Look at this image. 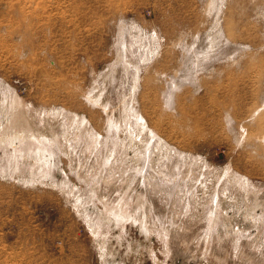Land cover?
I'll return each instance as SVG.
<instances>
[{"label":"rangeland","instance_id":"374dc122","mask_svg":"<svg viewBox=\"0 0 264 264\" xmlns=\"http://www.w3.org/2000/svg\"><path fill=\"white\" fill-rule=\"evenodd\" d=\"M118 46L138 79L131 62L104 86ZM259 58L264 0H0V121L17 96L79 137L73 158L0 141V264H264V137L243 126L264 109V81L257 94L233 84ZM98 83L121 114L113 134L84 96Z\"/></svg>","mask_w":264,"mask_h":264},{"label":"bare ground","instance_id":"6f19581e","mask_svg":"<svg viewBox=\"0 0 264 264\" xmlns=\"http://www.w3.org/2000/svg\"><path fill=\"white\" fill-rule=\"evenodd\" d=\"M214 27V26H213ZM215 27H216V24H215ZM119 29H120V26H119ZM215 29V28H214ZM213 30V29H212ZM216 30V29H215ZM211 31V30H210ZM214 32H217V31H214ZM213 32V33H214ZM122 33V30H120V35ZM208 34V33H207ZM217 34V33H216ZM215 34V35H216ZM122 36V35H121ZM210 37V35H207V37ZM212 36V35H211ZM208 37V38H209ZM121 38V37H120ZM211 38H214V37H211ZM257 38V37H256ZM216 39H217V36H216ZM215 39V40H216ZM254 39V38H253ZM213 41L211 39V41L209 42L213 44ZM215 42V41H214ZM121 43H124V42H121ZM206 43V41H205ZM257 43V42H256ZM215 44V43H214ZM123 45V44H121ZM203 45V43H202ZM122 47V46H121ZM203 48V47H202ZM123 49V48H122ZM122 49L118 46L117 47V55L115 56V59L114 61H112L110 63V65L108 66V70L107 72H104L102 73L103 77L101 79V84H103L105 86L106 83H109V80L113 79L115 76L113 75L112 76V72L116 74L117 71V66H123L124 69H127L128 68V64L130 63L131 65V62H133L134 64V72H135V78L138 79V68H139V61L137 60L136 61H132V59H130V57L128 55H126V51L125 54L124 52L122 51ZM125 56H124V55ZM144 57H142L140 60H143ZM250 59H251V56H250ZM252 61H254V59H251ZM246 63V62H244ZM243 63V65H244ZM258 65L252 63L253 65L250 66L248 65L247 68L245 67H242L241 71L243 73L242 78L239 79V81L235 80L234 81V86H239V85H243L244 88H252L254 89L255 93L257 94L259 92V88H260V85L262 83V81H264V59L263 58H259L258 62H256ZM250 67V68H249ZM120 68V67H118ZM251 68H257L256 70V74H253V79L250 80L249 78L252 76V75H249L248 74V70L250 71ZM123 70V69H122ZM253 70V69H252ZM255 70V69H254ZM126 71V70H125ZM121 72V71H120ZM247 76V77H245ZM134 78V77H133ZM99 79V78H98ZM103 80V81H102ZM234 80V79H233ZM138 81V80H137ZM138 83V82H136ZM99 85V83H98ZM102 86V87H104ZM137 86V84L134 85V88ZM100 87V85H99ZM97 90H93L91 89V91L85 93V98L88 102H90L92 105L96 106V108H99V111L100 113L101 112H104L105 115H106V125H105V130H106V134L108 132H111V134H113L114 132H116L120 127H121V124H120V121H121V114L119 116H116V113H114V109L112 108L111 104H110V101L107 97L104 96V91L105 89H102L101 87ZM96 88V87H95ZM133 88V87H132ZM234 88V87H233ZM102 89V91H101ZM238 90V89H237ZM252 90V89H251ZM107 91V90H106ZM89 95L87 97V95ZM120 95V94H119ZM140 97H144V94L143 93H140ZM169 100V98H168ZM119 106V105H118ZM222 106L224 109H226L230 114L234 115V114H237L236 110H237V107H238V102L236 101L235 98H232L231 100L228 99V101L224 100L222 101ZM93 107V106H92ZM125 107V106H124ZM30 108V106H29ZM101 108V109H100ZM2 113L5 115V119L3 118L1 121H0V141H3V140H6V139H10L9 137H16V138H19L20 140H25V139H28V140H31V139H35L36 141L38 140V143H42V142H45L48 144V146L50 147L51 151L53 152L54 149H57V150H60L62 152H64L63 154H66L69 156V158H73L71 157V153L72 151H75V149H77V147H73L75 143H78L79 142V137L77 138L78 141L76 140V138L74 139V137H72V135L70 133H62L60 131H58L57 129H55V127H57V124L56 126L54 127L53 124H49V118L47 116H52V114L50 113H46L45 111V114H43V116L41 118H39L38 120H36V117H34L33 115V109L31 110L28 109L25 105V102L20 98V97H17V96H11L9 100H7L6 104H2ZM126 109V108H125ZM129 109H132V107H130ZM118 110V109H117ZM121 110V109H120ZM72 112V111H70ZM73 113V116H71L72 118H75L77 121H78V124L77 125L79 127V129H81L82 131L84 132H88L87 135L89 136L91 134L92 138H93V142L97 141L99 135H100V129H96L93 125H91V121L92 119L91 118H88V117H80L78 113H76L75 111L72 112ZM138 113V110L136 109V107L133 108V111H132V116L135 115L136 118L139 117V115L137 114ZM36 114V113H35ZM66 114V113H65ZM256 114V116H255ZM60 117V118H63V116L65 117V115L61 112H58L55 116L53 117ZM124 115L127 116V114H125V110H124ZM67 116V115H66ZM255 116V117H254ZM125 117V116H124ZM128 117V116H127ZM127 117L125 119H127ZM131 118V117H130ZM140 118V117H139ZM66 119V118H65ZM80 119V120H79ZM249 121L250 124H244L243 126L246 127L247 129V134L251 135L252 134V130H253V126H255L256 128L254 129L258 134H263V137H264V109L260 110V108H253L250 110V116L248 118H244V120H247ZM250 119H252V121L250 122ZM57 120V119H56ZM59 121V119L57 120ZM73 121H75L73 119ZM56 122V121H55ZM67 122V121H66ZM122 122H123V119H122ZM72 123V122H71ZM74 123V122H73ZM77 124V122H75ZM125 123V122H124ZM55 124V123H54ZM159 124V123H158ZM157 124V125H158ZM59 125H62V122H58V126ZM69 125V123H68ZM91 125V126H90ZM72 126V125H71ZM75 126V125H74ZM88 126L91 127L92 129V126L99 132H94L93 134L90 133V129L88 130ZM70 128V126H69ZM76 128V127H75ZM74 128V129H75ZM93 128V129H94ZM87 130V131H86ZM76 131V129H75ZM93 131V130H92ZM130 132V130H128ZM153 131V130H152ZM118 132V131H117ZM150 132V131H149ZM132 133V131H131ZM68 135H70V137H67ZM80 135V134H79ZM78 136V135H77ZM137 136V135H136ZM147 136V135H146ZM63 137V138H61ZM138 137V136H137ZM136 137V138H137ZM149 137V136H148ZM15 138V139H16ZM139 138V137H138ZM150 138V137H149ZM261 139V138H259ZM17 140V139H16ZM99 141V140H98ZM150 141V140H149ZM152 141V140H151ZM4 142V141H3ZM6 142V141H5ZM12 142V140L10 141ZM23 142V141H22ZM30 142V141H29ZM34 142V141H33ZM33 142H30L32 144H34ZM125 143V141H123ZM144 142V140H143ZM25 143V142H24ZM30 143H28V147H30L32 150H34L33 145H29ZM123 143V145H124ZM151 143V142H150ZM27 144V143H26ZM44 144V143H43ZM119 144V142H118ZM134 144H136L134 142ZM41 145V144H40ZM45 145V144H44ZM42 145V146H44ZM146 145V144H145ZM260 145H261V149L263 150L264 148H262V146H264V139H263V143L260 142ZM259 145V146H260ZM19 146V145H18ZM104 146V145H103ZM150 146V145H149ZM9 147V146H8ZM45 147V146H44ZM75 148V149H74ZM123 148V147H122ZM147 148V147H146ZM117 149V148H116ZM145 149V148H144ZM37 150V149H36ZM146 150V149H145ZM150 150V149H149ZM104 151V150H103ZM106 151V150H105ZM151 151V150H150ZM25 152V151H24ZM37 152V151H36ZM146 152V151H145ZM144 152V153H145ZM38 153H42V147H39L38 148ZM80 154V153H79ZM110 154V153H109ZM140 154V153H138ZM149 154V152H148ZM39 155V154H38ZM88 155V154H87ZM143 155V153H142ZM110 156V155H109ZM150 156V155H149ZM148 156V157H149ZM16 157V156H15ZM140 157L139 156V159H137V161H140ZM144 157V156H143ZM44 158V157H43ZM145 158H147V156H145ZM7 159V166H5L6 168H3L2 172L5 171V170H8V171H12L13 168H15L16 166V159L13 158V157H8L6 158ZM148 159V158H147ZM147 159H144L147 161ZM264 159V158H263ZM74 160V159H73ZM108 156L107 157H104V159L101 160V162L99 163V168L102 169V167L106 166L107 164V161H108ZM42 161V160H41ZM91 161V160H89ZM136 161V160H135ZM142 161V160H141ZM178 161V160H177ZM15 163V164H14ZM147 164V163H146ZM151 164V163H150ZM77 167V166H76ZM87 167V166H86ZM129 167V166H128ZM146 167V166H145ZM78 168V167H77ZM107 168V167H106ZM131 168V167H130ZM148 169V168H147ZM86 170V169H85ZM91 170V169H90ZM105 170V168H104ZM139 170V168H138ZM142 170V169H141ZM140 170V171H141ZM153 170V169H152ZM139 171V172H140ZM88 172V171H87ZM137 172V171H136ZM101 173V172H100ZM99 173V174H100ZM103 174V173H102ZM159 174V173H158ZM45 175V174H44ZM78 175V174H77ZM98 175V173H97ZM99 176V175H98ZM84 177V176H83ZM81 178V177H80ZM86 179V178H85ZM84 179V180H85ZM111 179V178H110ZM97 180V179H96ZM99 180L95 181L93 183V185ZM103 183V182H102ZM106 183V181H105ZM109 183V182H107ZM127 183V182H126ZM101 184V183H100ZM104 184V183H103ZM122 184V183H121ZM92 185V184H91ZM99 185V184H97ZM96 185V186H97ZM95 186V185H94ZM98 187V186H97ZM100 187H98L99 189ZM105 188V187H104ZM100 190V189H99ZM96 191V190H95ZM122 197V196H121ZM104 198V197H103ZM111 199V198H110ZM122 200V198H120ZM124 199V197H123ZM126 199V198H125ZM106 202V199L104 200ZM115 201V200H114ZM120 201V200H119ZM118 201V202H119ZM117 202V203H118ZM133 202V201H132ZM137 202V201H136ZM144 202V201H143ZM110 203V202H109ZM116 203V202H115ZM113 204V203H112ZM123 204V203H122ZM128 204V203H127ZM107 205V203H106ZM114 204L112 207L113 209L115 210V213L116 211L119 212V214H122V216H126L128 217V219H130V217L132 218L133 216L131 215V213L125 211V210H130V208L128 209H124L121 204L119 205H116ZM147 205V204H146ZM109 206V205H108ZM129 206V205H128ZM127 206V207H128ZM141 206V205H140ZM216 206V204H215ZM111 207V206H109ZM108 207V208H109ZM220 207V206H219ZM256 207V206H255ZM126 208V207H125ZM144 208V207H143ZM213 209L215 210V208L213 207ZM217 209V208H216ZM112 210V209H111ZM114 210H113V213H114ZM213 210V211H214ZM142 212V211H141ZM140 212V213H141ZM134 213V212H133ZM217 214V213H216ZM216 214H213L216 216ZM134 215V214H133ZM255 215V214H254ZM215 216H212V219H211V223L214 221V218H216ZM110 217V216H109ZM136 217V216H135ZM144 218V217H143ZM255 218V216H254ZM258 219V218H257ZM128 221V220H127ZM141 222V221H140ZM157 224V223H156ZM211 227V224L209 225ZM207 244V243H206ZM209 252V251H208Z\"/></svg>","mask_w":264,"mask_h":264}]
</instances>
